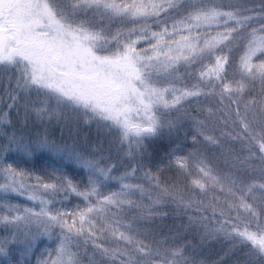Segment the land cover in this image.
<instances>
[{
	"label": "snow or ice",
	"instance_id": "1",
	"mask_svg": "<svg viewBox=\"0 0 264 264\" xmlns=\"http://www.w3.org/2000/svg\"><path fill=\"white\" fill-rule=\"evenodd\" d=\"M253 11L242 4L225 5L217 0H0V78L14 83L8 92L12 101L8 108L17 107L23 99L25 122L33 114L36 118L32 127L25 123L18 131L0 128L5 141L0 145V175L5 179L0 192L27 193V198L40 206L37 211L5 205L9 214L0 216V225L8 233L0 237L3 264H13L10 245H21L20 255L25 256L39 237L51 240L57 228L55 256L49 252V258L38 264H81L78 252L73 251V247L82 246L81 240L85 248L91 241L102 257L112 258L113 264L117 256L122 258L120 264H203L187 254L189 249L195 250L192 244L176 243L182 239L179 234L157 239L149 230L134 228L119 218L127 205L128 210L138 211L140 219H147L156 214L155 205L168 196L177 208H190L196 202L184 203L182 196L177 200L157 183L160 190L156 199L149 195L151 204L145 206L132 199L137 192L141 197L146 194L142 185L130 182L138 168L113 175L117 165L108 163L113 147L119 152L126 146V154L135 159L142 153L146 138L158 136L165 128L174 131L185 119L192 120L196 131L194 147L186 156H177L174 149L170 155L175 157V164L185 172L194 166L199 174L193 181L196 187L201 191L209 185L219 187L231 197L226 201L228 211L242 209L249 217L241 227L232 222L224 208L201 202L197 211L210 209L212 226L206 223V216L199 221L189 217L190 224L203 227L202 241L222 236L233 248L248 249V264H264V59H260L264 57V35L257 37V32L264 33V5L259 12L249 14ZM152 18H156L158 31L148 23ZM105 20H131L138 26L113 33L103 24ZM254 24L260 27H252ZM140 42L148 47L139 48ZM233 47H243L244 54L233 69V79L225 82L229 55L216 53L225 49L230 53ZM254 58L260 62L254 63ZM204 60L209 63L202 66L198 82L191 87L178 86L182 83L179 68ZM257 82L259 93L245 99L249 86ZM33 95L37 99H32ZM217 96L222 107L215 111L200 99L204 97L211 105ZM192 101L204 119L188 114L185 102ZM232 105L236 106L235 119ZM218 112L239 126L235 136L221 133L240 142L239 152L231 146L226 149L220 137L207 134ZM8 116V112L0 114V125H11ZM61 118L74 126L95 124L98 134L107 138L108 149L102 139L86 153L76 142L69 144L52 137L46 126L40 130L39 125L53 120L59 123ZM213 145L221 150L229 167L223 176L214 174L203 151ZM8 152L29 158L47 153L60 164L70 162L84 169L88 182L83 191L67 177L64 184H43L42 188L53 194L59 188L70 190L82 197L86 206L70 213L51 210L40 189H28L22 180L25 173L4 159ZM56 171L62 173V168ZM109 181L120 188L105 194L102 189ZM217 212L223 219L215 220ZM94 217L103 221L99 232L110 233L117 247L97 243L101 237L97 236ZM140 236H151L152 242L145 243ZM119 242L125 246L120 247Z\"/></svg>",
	"mask_w": 264,
	"mask_h": 264
},
{
	"label": "trees",
	"instance_id": "2",
	"mask_svg": "<svg viewBox=\"0 0 264 264\" xmlns=\"http://www.w3.org/2000/svg\"><path fill=\"white\" fill-rule=\"evenodd\" d=\"M217 2L223 3L225 5L242 4L254 10L253 12L249 13L252 15H254L255 12H259L261 9V5H264V0H217ZM224 10L227 11L230 9L225 8ZM169 15H175V13H169ZM163 18L164 14L162 13L161 19ZM178 18L179 17H177V19ZM155 19L156 18L149 19L148 23L152 26L153 31H158L159 29L155 24ZM171 22V20L168 21L169 24H171ZM140 23H143V21H140ZM126 25H129L131 28L138 26L137 24L131 22V20H129ZM252 27L257 28L260 27V25L254 24ZM122 29L126 30L127 28L122 27ZM249 31H251V29H249ZM225 54H229L231 56V59H235V65L229 63L226 77L229 80L230 76L233 79V69L238 64V60L241 55L244 54V48L233 47L230 53L229 50L226 49L223 52V55ZM260 59H264V57H261ZM260 59L254 58L253 62L259 63ZM214 62V58H212V63ZM208 63L209 61L205 60L204 64L206 65ZM236 78L238 79L239 77L237 76ZM194 79L191 80L185 78L184 81L186 83H183L182 85H187L188 87H191L196 82H198V77H194ZM6 81V78H0V114L8 112L9 118H13L16 121H19L20 116L18 115V113L12 114L13 112L10 113V110H12V108H8V104L12 103V101L9 100L11 101L9 103L8 101L6 102L5 99H3V94L8 89L7 87H4ZM259 88L260 86L258 82L255 84L254 87L250 85L249 90L246 91L244 98L249 99L251 95L258 94ZM200 99L201 101H203L204 106L207 107L212 105H209L208 101L204 98V100L202 99V97ZM188 104L189 106H191V108L187 109L188 114L190 116L196 117L198 119L205 118L204 115L197 110L195 101L187 103V105ZM213 110L215 111V109ZM235 110V107L231 108V114L233 119H235ZM241 111H243V108L241 109ZM175 115V113H172V118H175ZM220 116L228 120V117H226L224 113L220 112ZM219 121L222 122L221 119H219ZM226 125L227 126L223 125L210 127L216 128V133H214V135L216 137L221 138V140L224 142L226 149L231 146L237 152H239L241 148V144L239 141L231 140L229 136L221 135V133L223 132L231 133L232 136H235L240 131L239 126L233 125L231 120H228ZM32 126L33 124L29 127ZM39 127L40 130L43 131L45 126L39 125ZM46 127L52 134V137L61 142H67L69 144L76 142L86 153L93 149V146H91L93 140L87 138L89 136L86 132L68 130L67 126H64V128H61V126ZM0 128H7L9 132H11L13 129H16L17 131L21 129L20 126H0ZM207 134L211 135V133ZM194 135H196V132L193 131L192 123L182 124L181 126H178L177 129L174 131H169L167 128L163 129L160 133V136H158V139L152 140L151 142H149V144L144 146V149L142 151V162L148 167L142 165L143 169L140 170V173L141 176H145V173L148 172L151 174V177L147 176L145 185L146 188H148V192L151 193V197L153 199H156L160 189L167 188L170 193L176 195L177 200H179L182 196L184 203H188L189 201H195L196 204H193V206L190 208H177V204L173 202L172 196H168L165 197L159 204L155 205L156 214L152 215L151 217H148L147 219H140L138 211L136 209L128 210L127 206L125 207L126 211L120 214V218L125 219L127 224L132 223L134 228L149 230L156 236L157 239H164L165 237L172 238L179 234L182 239H178L176 243L192 244L195 247V250L193 251L192 249H189V252L187 254L195 256V258L199 261H202L203 264H248L249 257L246 255L248 251L247 248H242L239 246L233 248L231 243L225 240L222 236L206 237L202 241L201 237L204 236L203 227L200 226L199 223L190 224L189 217H192L194 220L199 221V218L201 216H206L209 218L206 223H208L211 227L214 219L213 213L210 209H202L201 211H197V206L200 204L198 202V199L193 197V199L190 200L189 195H185L187 194L185 188L189 186L190 179L192 177V174L195 172L196 168L194 166H190L187 172L181 171L175 164V157L170 155V153H172V151L175 149L177 156H186L188 152L193 150L194 146L192 143V137ZM197 139L204 144L207 143L206 141H204V138L202 136H197ZM3 143H5V141L2 137H0V145H2ZM203 151L207 157L210 166L214 169L215 174H220V176H223L229 171V167L225 164L224 159L221 156V150L219 148L213 145L208 146L206 149H203ZM105 154L107 155V152H105ZM4 159L7 161V163H10L11 161L10 164H12L17 171H23L25 173L24 177L22 178L26 187H28L29 189L39 188L40 186H42L43 183L56 185L64 184V180L58 177V173L57 175L52 176V178H48L53 173H55V171H53V169L50 167V162L44 163V159L41 154H36L35 156L28 158L16 152H8L4 154ZM120 163H122V161H118L115 164L118 165ZM57 164L60 166L62 165V167H65L64 174H67V170L69 169V171H72L76 175L73 184L77 186L79 191L81 188H85V185L88 181L87 173L84 169V172H82V177L84 178V180L79 183L81 176L77 170L72 169V166H69L65 163L60 164L59 162H57ZM123 165L125 169H131L129 162L126 161ZM117 168L118 170L115 171L120 172V166H117ZM68 174L69 176H63L72 179V176L74 174H71L70 172ZM157 183L159 184L160 189L156 187ZM110 185L111 181H109L107 186ZM102 191H105V189H102ZM66 196H70L67 199H71V205H69L63 210V212L65 213L76 211V205H78L80 201L84 200L82 197L76 196L72 199L73 195ZM19 200L21 201V203L25 202V200L23 201L21 200V198ZM201 202L203 203V205H208L206 201ZM143 203L145 204V206H147L151 204V201L148 199V202L145 200L143 201ZM30 208H35L37 211H39V208L35 205ZM225 211L228 213L229 218L232 220V222L239 223L241 227L249 220V217L242 213H239L241 210ZM220 219H223V217H220L219 212H217L215 220ZM69 222H71L70 218ZM121 230H123V228H121ZM59 233L60 230L59 228H57L54 231L53 238L51 240L46 236L39 237L36 240L34 246L32 247L31 252L25 256L20 255V252L22 250L21 245H10V248H12L11 259L13 261V264H15V262L17 261H23L24 264H32L33 254L40 247H44L46 249V259L49 258V252H51L54 257L55 249L58 244L57 237L59 236ZM6 234L8 233L6 232L4 226L0 225V237L5 236ZM139 238L143 239L145 243L152 242L151 236H140ZM80 243L82 246L79 249L73 247V251L78 252L81 264H93V262L94 264H113L112 258L102 257L99 252L93 248L91 241L88 242L86 248L83 246L82 240L80 241ZM97 243L102 244L104 247L108 248H115L118 246L116 240L112 239V237L106 236H103L98 239ZM119 246L124 247L125 245L123 242H119ZM121 259V257L117 256L115 258V264H120Z\"/></svg>",
	"mask_w": 264,
	"mask_h": 264
},
{
	"label": "rangeland",
	"instance_id": "3",
	"mask_svg": "<svg viewBox=\"0 0 264 264\" xmlns=\"http://www.w3.org/2000/svg\"><path fill=\"white\" fill-rule=\"evenodd\" d=\"M126 23L127 22H123L122 23L119 20H112V21L105 20V21H103V24L105 26H107V27H110L111 31L113 33L116 30H118V29H122V27L130 29L131 27L129 25H126ZM258 28L259 27H257V29ZM212 34H214V32ZM260 35H264V33L257 32V37H259ZM138 47L139 48H147L148 45L146 43H144V42H140L138 44ZM216 54L217 55H223V52L217 51ZM227 55H229V54H227ZM239 60H240V58H239ZM239 60H238V63H239ZM204 63H205V60L202 63H194L191 66H181L179 68V75L181 77V82L182 83L179 86H182L183 83H186L184 81L185 78L193 80L194 77H199V72L201 71L202 66L205 65ZM229 63H231L232 65H235V59H231L230 55H229ZM230 80H232L231 76H230L229 80L226 78L225 82L230 81ZM4 87H7L8 89L6 91L4 90L5 92L3 94V99H5L6 102L8 101L10 103L11 101H9V99H8V92L11 90L12 87H14V83L10 84V82L7 79L6 84H5ZM219 87H222V85H220ZM219 87H218L217 90H219ZM0 88H1V86H0ZM203 98L204 97H202V99ZM32 99H37V98L33 95ZM214 100H215V103H213L211 105L213 109H217V108L222 107L219 104V97L218 96L215 97ZM187 103H189V102H185V107L187 109L191 108V106H189V104L187 105ZM227 103H228V101H227V98L225 97V104H227ZM23 104H24V100L21 99L19 101V105L17 107L12 108V110H10V113L13 112L12 114H15V113L19 112V116H20V120L19 121L18 120L16 121L13 118H9L8 117V119L11 121V125L10 126H20V128H22L25 123H27L28 126H31L34 123V121L36 119L34 114L27 120V122H25V120H24V109L22 107ZM37 106H39V101L38 100H37ZM232 107L236 108L235 105H232L231 108ZM227 110L228 109H225V111H227ZM217 114L218 115H216V117H215V124L214 125L210 124V126H223V125L227 126L226 123H222L226 119L222 118L220 116V112H218ZM32 119H33V121H32ZM219 119H221L222 122H220ZM187 123H192V126H193V122L190 119H185L182 124H187ZM0 126H7V125H0ZM41 126H61V128H64V126H67L68 130L86 132L87 135L89 136L87 138L88 139L90 138L91 140H93L92 143H91V146L95 147V146L100 145L101 144V140L103 139V147H105V148L109 147L107 138H103L101 135L98 134L95 124H91V125L81 124L80 126H74L70 121L66 123L65 120L63 118H61L59 123H57V121L53 120L50 124L46 123L45 125H41ZM193 131H195L194 127H193ZM208 133H211V135H214V133H216V128L209 127ZM62 135H64V134H62ZM158 136H160V134ZM158 136L152 137V138H146L144 146L149 144V142H151L152 140L158 139ZM39 154H41L43 156L44 163H46V162H50L51 163L50 167L53 169V171H55V173L52 172L53 174L51 176H49L48 178H52V176H55L58 173L59 174L58 177L64 180L65 176H63V175H68L69 176V174H68L69 172L71 174H74L72 171H69V169L67 170L68 173L64 174L65 167H62V165L61 166L58 165L57 164L58 161H56L52 156L48 155L47 153H39ZM111 156H112L113 159L111 158V160H109L108 163H114L115 164L118 161H122V163L117 165V166H120V172L115 171L113 173V175H120V174L124 173L125 171H129L130 172V171H132L133 168H138V170L136 171L134 177L132 178V180L130 182L142 185L144 187V189L146 190V194L143 197H141V194L139 192H137L132 197V199L136 200L137 202H140V203H143V201H145V200L148 202L149 195H151V193L148 192V188H146V185H145V182L147 180V176H141L140 170L143 169V166L139 167L140 165H144V166L148 167L146 164H143V162H142L143 161L142 160L143 159V154L141 153L140 155L136 156L135 159H131L126 154V146H125V148L123 150L119 151V152H117L116 148L113 147L112 150H111ZM126 161L129 162V165L131 166V169H129V170L124 168L123 164ZM10 163H11V161H10ZM65 164H67L69 166H72V169L77 170L78 173H80L81 178L79 180V183L84 180V178L82 177V172H84V170L82 168H80L77 165H75L73 163H70V162H65ZM57 167L62 168V173L56 171ZM116 170H118V168H116ZM215 175H219L220 176V174H215ZM149 177H151L150 173H149ZM152 177H153V175H152ZM67 178L70 179L69 177H67ZM75 178H76V175L74 174L72 176V179H70L72 181V183H74V179ZM197 179H199V174H198L197 169H195V172L192 174V177L190 179L189 186H187L185 188L186 193H187L185 195H187V196L189 195V199L190 200L193 199V197H194V198L198 199L199 203H201V201H206L207 204H213V205H215L218 208L221 207V208H224L225 210H228L226 201L231 200V197L227 196V194L225 192H222L219 187H213L211 185H209L205 191H201V189L199 187H196L195 184L193 183V181L197 180ZM22 180H23V178H22ZM2 183H5V179H4L3 175H1V178H0V184H2ZM23 183H24V181H23ZM63 183H66V181L64 180ZM43 184H48V183H43ZM119 188H120V185L118 183H116L115 181H111V185L110 186H106L104 188L105 189L104 192H105V194H107L108 192L118 191ZM39 189H40L41 197L43 199H45V200L50 201L48 207L51 210H53L54 212L56 210H59V211L63 212V210L66 207L71 205L70 204L71 203V199H69V200L67 199L70 196H66V195H73L72 199L74 197H76V196L80 197V196L76 195V193L71 192L70 190H65L63 188H59L55 192V194H53L51 191L45 193L43 191L42 186H40ZM83 190H84V188L80 189V191H83ZM20 198L23 201L25 200V202L21 203V201L19 200ZM92 203H95V201H92ZM5 205H18L21 210L23 208H25V207H29V208L33 207L34 205L37 206L38 208L40 207L38 201L34 202V201H31V200H29L27 198V193L21 195V194H17V193H13V192H8V193L0 192V216L9 214V209H8V207H5ZM85 206H86V203H85L84 200H82V201H80V203L78 205H76L75 209H76V211H78L79 209H81V208H83ZM126 206L127 205H125V207ZM114 210L115 209H113V212H114ZM239 213H242V214L246 215L243 212L242 209H241V211ZM120 219L122 220V222L124 224H127L125 219H122V218H120ZM93 222L97 225V236H99V237H103V236L111 237L110 233H108V232H104L102 234L99 232V228L103 225V221L100 218L94 217L93 218ZM46 256H47L46 249L44 247L38 248L33 254L32 264H38L39 261L45 260L47 258ZM3 261H4V257L0 256V264H3Z\"/></svg>",
	"mask_w": 264,
	"mask_h": 264
}]
</instances>
